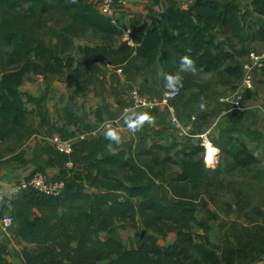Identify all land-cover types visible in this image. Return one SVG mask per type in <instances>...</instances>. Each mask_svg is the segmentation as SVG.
Segmentation results:
<instances>
[{
  "label": "trees",
  "instance_id": "1",
  "mask_svg": "<svg viewBox=\"0 0 264 264\" xmlns=\"http://www.w3.org/2000/svg\"><path fill=\"white\" fill-rule=\"evenodd\" d=\"M251 4L264 18V0H251ZM244 26L236 0H194L181 7L169 6L151 23L133 26L128 38H124L127 28L113 23L86 0H0V140L13 137L21 143L32 135L19 86L27 74L60 75L75 39L89 30L101 37L99 43L78 45L86 60L107 61L125 73L137 74L146 73L159 61L163 87L168 88L166 74L183 77L178 100L180 94L206 87L182 70L181 57H191L198 69L219 70L224 58L231 55L224 44L226 35L239 34ZM49 38L57 40L60 51L51 48ZM76 70L79 77L82 71ZM177 115L184 125L189 124ZM189 119L194 121L197 116L192 114ZM201 131L194 124L190 127L191 134ZM184 136L187 140L195 137ZM156 149L165 156H159ZM173 149L174 145L160 142L148 146L143 140L125 144L103 135L76 140L70 153L54 145L47 148L51 161L60 165L71 162L72 167L61 195L27 188L11 200L17 235L33 245L24 247L26 264H235L234 255L239 257L241 248L227 253L229 249L215 244L208 231L194 229L195 225L207 229L197 220L195 204L206 184L215 179L204 161L201 139L176 150L179 159L172 158ZM239 154H243V162L247 157L256 162L245 146ZM171 161L181 171L166 181L162 167ZM117 170L124 171L123 175ZM164 185L175 196L170 203L156 193ZM138 216L144 223L137 232L141 245L127 249L115 231L118 226H134ZM172 232L175 240L161 244L158 237ZM104 233L110 234L105 240ZM4 253L5 247L0 245V264H6ZM263 253L264 247L256 249L254 259L264 260Z\"/></svg>",
  "mask_w": 264,
  "mask_h": 264
},
{
  "label": "crops",
  "instance_id": "2",
  "mask_svg": "<svg viewBox=\"0 0 264 264\" xmlns=\"http://www.w3.org/2000/svg\"><path fill=\"white\" fill-rule=\"evenodd\" d=\"M86 1L100 10L101 0ZM193 1L115 0L113 13L107 17L114 19L116 24L131 30L137 24L151 23L152 19L169 6L181 7ZM236 2L241 9L240 2ZM249 2L251 3V0ZM249 7L251 12L255 13L252 4ZM124 38H126L125 35ZM48 41L51 48L60 51L55 38H50ZM84 43L81 39H75V46ZM67 62L63 72L53 78H44L34 74L25 76L19 89L25 108L29 112V123L34 132L23 143H16L17 145L13 143L15 140L13 137L0 140V195L3 200L0 205V245L5 247L3 260L6 264H26L24 247H33L32 244L19 238L17 223L8 229H5L2 223L3 216L12 215L11 200L21 191L18 183L36 171L44 172L49 180L64 179L72 167L71 162L60 165L50 160L51 153L47 148L54 145L52 138L55 135L72 138L81 132L98 128L107 120H117L112 130L118 135L117 141L125 144H136L143 140L150 146L160 142L165 145H174L177 151H182L192 140H198V137L187 140L171 124L170 113L160 101L168 90L161 84L163 67L159 61H155L144 74L125 73L121 68L115 67L107 61L86 60L79 48L75 47ZM77 67L82 71L79 77L76 75ZM134 85L154 101V104L143 108H133L129 92ZM256 85H264V69L257 72ZM220 88L216 91L217 95L214 96L213 105L209 110L213 115V120L209 127L201 133L209 130L210 139L220 149L221 154V148L224 146L222 140H225L223 135L225 133L229 135V129L235 125L240 127L245 141L249 142L250 138L244 134L245 130L253 132L257 128L247 110L225 112L226 105L220 101V97L224 93ZM241 89L245 94L253 91L246 90L242 85ZM180 107L181 102L176 100L178 114L185 119V123L193 125L194 121L190 120L187 114L182 113ZM143 116L148 119L141 120L140 117ZM130 124L135 127H131ZM259 131L264 136V129L261 128ZM107 132L102 130L96 136H106ZM260 150L264 151V142H261L255 151ZM220 160L219 157V163H221ZM180 171L181 167L176 166L169 179L175 177ZM164 187L166 191L161 192L162 199H172L173 201L175 196L170 188L167 185ZM209 205L211 206V204ZM195 208L197 220L210 227L209 237L215 244L220 245L221 233L211 214L208 211L199 212L202 207L198 205ZM143 227V220L138 216L134 226H118L115 237L127 249L138 248L141 245V238L137 232L139 228ZM194 229L202 233L207 230L198 225H195ZM149 233L152 232L149 231ZM170 235L176 238L174 232ZM109 236V233H104L102 239L105 240ZM158 239L160 241L161 237ZM101 264H106V261Z\"/></svg>",
  "mask_w": 264,
  "mask_h": 264
},
{
  "label": "rangeland",
  "instance_id": "3",
  "mask_svg": "<svg viewBox=\"0 0 264 264\" xmlns=\"http://www.w3.org/2000/svg\"><path fill=\"white\" fill-rule=\"evenodd\" d=\"M236 1L240 2L245 26L239 34L229 33L226 35L224 44L231 51V55L224 58L219 70L205 71L194 67V70L189 71L195 80L206 87L196 88L183 95L180 94L177 100L181 102L182 113L187 114L188 118H191L192 114L197 116L194 125L203 130L208 128L213 120V115L209 110L213 105L214 96L217 95L216 91L221 87L220 89L224 93L221 96H223L240 88L243 81L242 64L248 60L250 52L264 51V18L251 12L250 0ZM24 5L28 6L29 4L25 3ZM100 37L99 33L89 30L80 39L86 43L96 44L100 42ZM75 47L79 46H74L66 54V59L71 58ZM186 104L189 105L186 106ZM245 104L248 107L247 112L250 113L248 115L254 120L257 130L253 132L245 130L244 134L250 138L249 142L245 141V137L242 135L243 131L236 125L229 129V135L227 133L223 135L225 140L222 142L226 149L222 150L221 148L222 153L221 156L219 155L221 163L211 167V176H215V179L212 181L213 184H206L195 206L202 207L199 212L208 211L211 214L221 233L220 245L222 248L229 249L225 252L241 248L239 257L234 255L235 264H244L246 261H249V264H264V260L254 259L256 249L264 247V151H255L261 142H264L263 133L259 131L261 128L264 129V85H256L255 90L245 94ZM219 138L221 139V137ZM13 143L17 145L18 142L13 140ZM242 146L255 155L256 162H251L248 157L245 162L242 161L241 158L244 160V156L239 154ZM155 152L161 157L165 156V152L161 149H156ZM171 156L173 159L180 158L179 155H176V149L172 150ZM141 158L150 159L145 155H142ZM176 166L172 161L163 165L162 170L165 173L166 181L169 180V176ZM116 172L121 176L124 171L117 170ZM157 181L162 182L159 178ZM163 191H166L164 186L156 189V193L161 199ZM162 201L170 203L172 199H162ZM205 226L206 231L209 232L210 227ZM174 240L175 238L170 235L161 237L160 243L168 245ZM246 256H249V259H245Z\"/></svg>",
  "mask_w": 264,
  "mask_h": 264
},
{
  "label": "built area",
  "instance_id": "4",
  "mask_svg": "<svg viewBox=\"0 0 264 264\" xmlns=\"http://www.w3.org/2000/svg\"><path fill=\"white\" fill-rule=\"evenodd\" d=\"M115 0H101L100 11L101 13L107 15H111L113 13V4ZM113 23H116L114 19L110 18ZM130 29H127L124 35L126 38L129 37ZM264 69V51L256 52L252 51L249 54V58L246 62L242 64L243 71V81L242 87L246 90L252 91L256 87V73ZM179 96L178 90H168L164 93L162 99L160 100L168 109L170 120L172 126L177 129L182 135L186 136H195L201 139V145L204 146V161L207 163L208 167H215L219 163V154L220 149L217 147V151L213 155L212 159L208 153L207 141H210L212 144V140L209 136V130L199 133V134H191L190 127L191 125H184L182 120L178 117L175 100ZM129 97L132 101L133 108H143L148 107L154 104V101L150 100L146 94H144L141 89L137 86H134L130 89ZM220 101L226 105L225 112H243L248 109L245 104V92L240 88L237 90L223 95L220 97ZM195 117H193L194 119ZM117 120H107L101 124L98 128L93 130H88L85 132H81L72 138H62L60 135H55L52 138L54 146L66 153H70L73 151L74 144L78 139H84L88 136H96L102 130H112L114 124ZM214 145V144H213ZM215 146V145H214ZM18 187L20 190H24L27 188H33L45 195L49 196H58L61 195L66 187L65 179H55L49 180L46 174L42 171H36L28 178L22 179L18 183ZM2 197L0 195V205L2 203ZM2 223L5 229H8L14 224V219L11 215H5L2 217Z\"/></svg>",
  "mask_w": 264,
  "mask_h": 264
},
{
  "label": "clouds",
  "instance_id": "5",
  "mask_svg": "<svg viewBox=\"0 0 264 264\" xmlns=\"http://www.w3.org/2000/svg\"><path fill=\"white\" fill-rule=\"evenodd\" d=\"M181 66H182L183 71H192V70H194V61L191 57H189L187 55L182 56L181 57ZM165 80H166V86L173 91L178 90L180 87L183 86V77L179 74H166ZM201 107H203V105H201ZM140 119L145 120V119H148V117L143 116V117H140ZM130 126L135 127V125H132V124H130ZM106 136L112 140H118L119 139L117 133L113 130H109L106 133ZM207 162L208 161L206 159V163Z\"/></svg>",
  "mask_w": 264,
  "mask_h": 264
},
{
  "label": "bare ground",
  "instance_id": "6",
  "mask_svg": "<svg viewBox=\"0 0 264 264\" xmlns=\"http://www.w3.org/2000/svg\"><path fill=\"white\" fill-rule=\"evenodd\" d=\"M208 153L210 158L212 159L215 152L218 150L216 146H214L210 141H207Z\"/></svg>",
  "mask_w": 264,
  "mask_h": 264
}]
</instances>
